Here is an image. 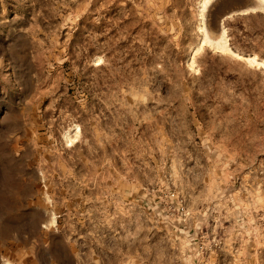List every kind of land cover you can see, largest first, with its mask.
Segmentation results:
<instances>
[{
    "label": "rangeland",
    "instance_id": "374dc122",
    "mask_svg": "<svg viewBox=\"0 0 264 264\" xmlns=\"http://www.w3.org/2000/svg\"><path fill=\"white\" fill-rule=\"evenodd\" d=\"M199 1L0 0V264H264V11L194 72Z\"/></svg>",
    "mask_w": 264,
    "mask_h": 264
},
{
    "label": "bare ground",
    "instance_id": "6f19581e",
    "mask_svg": "<svg viewBox=\"0 0 264 264\" xmlns=\"http://www.w3.org/2000/svg\"><path fill=\"white\" fill-rule=\"evenodd\" d=\"M211 0H200L198 3V10H197V16H198V24L197 29L200 32V37L198 39L197 45L193 48L190 58L187 61V67L190 71L195 72L194 67V55L202 49L204 45L209 46L212 50L219 52L220 54H227L234 58L243 59L246 65L253 66V65H262L263 62L261 60H258L255 55H249V56H242L238 52L231 50L226 36V29L224 27H221L219 33L217 36L212 37L206 30L204 24H203V15L205 12V9L208 5V3ZM251 9L252 11L258 9L264 11V0H253L252 4L244 8L243 12L247 11L245 9ZM99 59H96L95 62L99 63ZM264 71V70H263ZM79 133L78 126H73L71 129L65 130L63 132V139L64 142L67 145H70L73 143V141L76 139L77 135ZM56 221V217L54 213H50L48 220L46 222L47 226L53 225Z\"/></svg>",
    "mask_w": 264,
    "mask_h": 264
},
{
    "label": "water",
    "instance_id": "95a60500",
    "mask_svg": "<svg viewBox=\"0 0 264 264\" xmlns=\"http://www.w3.org/2000/svg\"><path fill=\"white\" fill-rule=\"evenodd\" d=\"M252 1L253 0H244V1H241L239 3V5H238L237 11H240L241 9H244V8L249 7L252 4Z\"/></svg>",
    "mask_w": 264,
    "mask_h": 264
},
{
    "label": "crops",
    "instance_id": "0c3cea01",
    "mask_svg": "<svg viewBox=\"0 0 264 264\" xmlns=\"http://www.w3.org/2000/svg\"><path fill=\"white\" fill-rule=\"evenodd\" d=\"M196 55V54H195ZM194 61H195V56H194Z\"/></svg>",
    "mask_w": 264,
    "mask_h": 264
}]
</instances>
